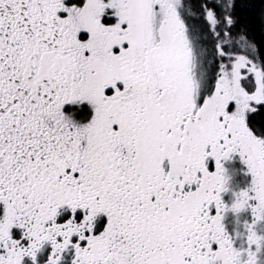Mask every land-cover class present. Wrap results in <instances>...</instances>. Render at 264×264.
Wrapping results in <instances>:
<instances>
[{
	"label": "snow or ice",
	"instance_id": "1",
	"mask_svg": "<svg viewBox=\"0 0 264 264\" xmlns=\"http://www.w3.org/2000/svg\"><path fill=\"white\" fill-rule=\"evenodd\" d=\"M255 4L0 0V264H264Z\"/></svg>",
	"mask_w": 264,
	"mask_h": 264
},
{
	"label": "trees",
	"instance_id": "2",
	"mask_svg": "<svg viewBox=\"0 0 264 264\" xmlns=\"http://www.w3.org/2000/svg\"><path fill=\"white\" fill-rule=\"evenodd\" d=\"M259 8V2L258 0H256L255 7H242L238 9L242 22H247L249 24V29L248 32L244 34L240 31V28L238 26L236 28H233L231 30V33L235 35L238 34L240 36L244 35L246 40H248L249 42H255L261 48V50H264V28L261 27L257 19ZM257 121L264 122V116H258Z\"/></svg>",
	"mask_w": 264,
	"mask_h": 264
},
{
	"label": "rangeland",
	"instance_id": "3",
	"mask_svg": "<svg viewBox=\"0 0 264 264\" xmlns=\"http://www.w3.org/2000/svg\"><path fill=\"white\" fill-rule=\"evenodd\" d=\"M198 23L203 25V22L198 21ZM240 37L241 36L238 34L235 35L231 32H228L226 34L225 38L228 39L229 43L226 45V47H230V48L234 49L235 54H241V55L249 54L250 49L245 45V43L241 40ZM214 42H215V38H213L212 36L210 37V35H209L207 40L205 41V44L209 48V51H211V48H212V45ZM231 169H233V168H231ZM247 180H250V177L243 176V174L239 175V173H238L237 176L235 177V181H236V183L239 184L240 187H244ZM226 222H227V225L231 226V228L227 227L229 229V231L230 232L233 231V229L235 227V223H236L235 217L232 214H228L227 218H226Z\"/></svg>",
	"mask_w": 264,
	"mask_h": 264
},
{
	"label": "flooded vegetation",
	"instance_id": "4",
	"mask_svg": "<svg viewBox=\"0 0 264 264\" xmlns=\"http://www.w3.org/2000/svg\"><path fill=\"white\" fill-rule=\"evenodd\" d=\"M257 118H258V117H257ZM257 118H256V119H257ZM228 166H229L230 169H231V168H235V169H237L239 175H242V174H243V176H246V175H245V166L243 165L242 161H240L238 158H236L234 161L229 162ZM241 169H242V170H241ZM210 170H214V162H213L212 164H210ZM241 172H242V173H241ZM226 218H227V216L225 217L224 223H225V227H226V229L229 231L228 228H231V226L227 225ZM227 227H228V228H227ZM229 232H230V231H229Z\"/></svg>",
	"mask_w": 264,
	"mask_h": 264
}]
</instances>
